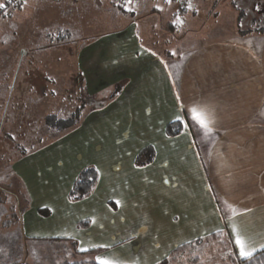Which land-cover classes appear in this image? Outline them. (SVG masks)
I'll list each match as a JSON object with an SVG mask.
<instances>
[{
  "label": "rangeland",
  "instance_id": "rangeland-1",
  "mask_svg": "<svg viewBox=\"0 0 264 264\" xmlns=\"http://www.w3.org/2000/svg\"><path fill=\"white\" fill-rule=\"evenodd\" d=\"M143 1L132 0L126 10L127 0H27L0 10V264H61L108 257H80L71 253L75 250L71 243L29 241L21 235L24 206L30 203L28 212L33 213L35 206L67 203L76 176L86 168L97 171L98 182L92 197L86 199L89 207L82 209L86 218L74 216L80 217L79 223L87 222L81 229H90L89 240H81L69 219L63 227L50 226L46 236H70L79 241L78 248L87 249L94 245L119 249L122 241L129 259L119 255L114 262L155 263L158 230L167 229L164 219L163 224L157 222L161 218H156L155 207L162 205V212L170 211L171 205L188 202V192L178 196L161 192L153 186L152 167L139 170L133 166L135 154L145 144L138 134L142 127H138L151 120L153 113L148 112L150 106L145 109L138 104L153 102L151 91L142 86L150 81L134 80L141 86L123 96L127 69L132 65L123 63L120 56L121 49H126L125 44L120 46L121 36L104 38L130 22L141 27L138 36L155 50L173 47L160 32L148 28L156 21L168 22L167 16L136 10ZM122 2L124 12L118 11ZM249 6L261 5L251 0ZM179 9L178 4L176 21L183 17ZM263 26L261 17L257 18L255 27ZM76 113L80 114L78 123L60 133L53 132L45 120L55 116L67 122ZM215 202L217 207L210 205L205 215L212 217L217 209L222 216L230 213ZM104 234L107 237L100 239ZM114 249L110 251L115 253ZM213 251L206 250L197 264H210L222 255L209 256ZM180 263L192 264L185 256Z\"/></svg>",
  "mask_w": 264,
  "mask_h": 264
},
{
  "label": "crops",
  "instance_id": "crops-1",
  "mask_svg": "<svg viewBox=\"0 0 264 264\" xmlns=\"http://www.w3.org/2000/svg\"><path fill=\"white\" fill-rule=\"evenodd\" d=\"M162 1L144 0L136 10L155 13L161 18L167 16L168 22L156 21L148 24V28L160 32L161 38L174 44L168 51L159 52L142 42L138 36L141 27L135 23L128 22L123 30H112L111 35L104 37L108 41L109 37L121 36L120 46L125 44L126 49H121L120 56L125 59L123 63L132 65L127 73L124 72L128 82L123 87H126L121 93L123 96L141 86L134 84V80L150 81L142 86L151 91L153 102L142 100L138 104H143L145 109L150 106L148 112L153 113L151 120L138 127H142L138 134L145 144L135 154L133 166L137 155L144 148L152 147L151 163L136 168L152 167L153 186L161 192H174L176 196L188 192V202L181 204L179 201L180 204L171 205L170 211L162 212V205L155 207L154 214L161 219L154 218V223L163 224L164 219L167 229L158 230L156 250L160 254L154 251V261L157 263L165 258L177 245L218 231L223 232L230 252L239 259L227 223V217L232 213L222 216L219 215L221 211L216 210L212 217L205 215L210 205L217 207L215 200L227 211V205L237 209L236 226L255 241L256 254L264 249V30L255 25L260 17L264 24V0H258L261 5L258 8L249 6L251 0H192L194 8L185 12L180 21H176L179 0ZM256 14L260 17H255ZM161 61L169 67L165 69ZM194 102L206 103L215 109L218 122L211 138L198 135L195 129L186 136L183 127L179 135L165 136V126L175 122L180 105ZM92 195L80 201L35 206L37 210L33 213L28 212V203L20 212L22 238L75 243V250L81 252L79 241L70 236L46 234L50 226L63 227L64 221L69 219L75 231L81 233V240L83 237L89 240L90 229L79 228L80 217L74 215L82 214L81 218H86L82 209L89 207L91 202L86 199ZM51 207L55 210H49ZM43 211L48 212L47 215ZM103 237L107 236L104 234L100 239ZM59 239L69 242L54 241ZM118 245L123 247H93L88 251L103 249L105 252L100 255L104 254L112 261L119 255L129 259V254L125 253L127 247L122 241ZM112 249L115 253L110 251ZM90 261L96 262V258Z\"/></svg>",
  "mask_w": 264,
  "mask_h": 264
},
{
  "label": "trees",
  "instance_id": "trees-1",
  "mask_svg": "<svg viewBox=\"0 0 264 264\" xmlns=\"http://www.w3.org/2000/svg\"><path fill=\"white\" fill-rule=\"evenodd\" d=\"M177 1V0H173ZM120 8V9H119ZM124 12V2L118 5V11ZM264 30V26H263ZM58 36V35H57ZM81 110V109H80ZM78 112V110H76ZM75 119H69L67 122H63L62 120L56 119L55 116H48L45 120L46 123L48 122L50 124V127H52V131L54 132H61L64 131L70 127L75 126L78 123V120L80 118V114L76 113L74 115ZM55 127V128H53ZM182 130V126H178L177 122L170 123L165 126L164 132L167 137H173L180 134ZM152 147H146L137 155V157L134 160V165L137 168L144 167L151 163L152 161ZM98 182V173L94 168H86L82 170L75 178L72 187L68 194L69 201H80L85 198H87L93 191L94 187L96 186ZM43 214H46L45 211L42 212ZM87 222L85 223H78V227H86ZM84 224V225H83ZM57 242H68L69 240L66 239H59L54 240ZM72 247L75 249L76 244L71 243ZM213 254H210L209 256H212L218 252L220 257L215 259L210 264H264V249L259 251L258 253L253 255V258L251 260H245L242 261L241 259H238L236 256L233 255V253L230 252V245L228 241L226 240L223 232L218 231L211 234H208L204 237H200L194 240H191L189 242L177 245L175 248H173L170 253L163 259H161L159 262L155 264H182L180 263L181 257L187 258V261L192 264H197L199 262L200 257L206 252V250H212ZM105 252L103 249H94L86 252H78L74 250L72 252L73 255H78L80 257L92 255V254H101ZM61 264H96L95 261L85 260V261H63Z\"/></svg>",
  "mask_w": 264,
  "mask_h": 264
},
{
  "label": "snow or ice",
  "instance_id": "snow-or-ice-1",
  "mask_svg": "<svg viewBox=\"0 0 264 264\" xmlns=\"http://www.w3.org/2000/svg\"><path fill=\"white\" fill-rule=\"evenodd\" d=\"M131 2L132 0H127L125 4L126 10H128L127 4H130ZM166 2L171 3V0H166ZM6 7L7 4L0 3V10L5 9ZM190 8L191 5L189 4V9ZM5 14L7 15V13ZM177 20H179V17H177ZM152 55L155 56L156 54L152 53ZM173 55H175V53H173ZM161 63L164 64L163 61H161ZM168 67L169 65L164 64L165 69H167ZM169 75L171 77L172 74L170 73ZM180 99L181 97L178 95L177 100L179 101ZM175 122H177L178 126L183 127L184 135H191V130L195 129L198 135H202L204 138L207 139L211 138L214 131V127L218 121L213 106L208 105L206 103L194 102L187 106L183 104L180 105V111L175 116ZM227 207L228 210L232 213V215L227 217V223L228 226L231 228V235L234 240V245L238 249L239 259H241L242 261L251 260L253 258L254 252L257 250L255 247V241L246 234L244 229L237 228L234 219L237 214V209L232 205H227ZM217 211H219V209H217ZM94 247L103 248L106 246L94 245ZM262 247H264V245H262ZM79 250L81 252L88 251V249L84 247H81ZM96 264H114V261L98 255L96 257Z\"/></svg>",
  "mask_w": 264,
  "mask_h": 264
},
{
  "label": "built area",
  "instance_id": "built-area-1",
  "mask_svg": "<svg viewBox=\"0 0 264 264\" xmlns=\"http://www.w3.org/2000/svg\"><path fill=\"white\" fill-rule=\"evenodd\" d=\"M26 1L27 0H10V2H9V0H6V4H7L8 8L10 9V8L17 7L18 5L24 4ZM189 4H191L190 0L180 1L179 2V8H180L179 12L184 14L185 12L190 10L191 8L189 9Z\"/></svg>",
  "mask_w": 264,
  "mask_h": 264
}]
</instances>
